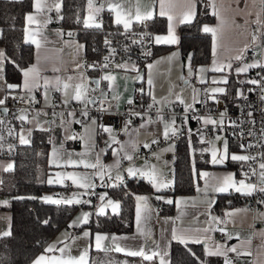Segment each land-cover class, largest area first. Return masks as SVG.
<instances>
[{
  "label": "crops",
  "instance_id": "obj_1",
  "mask_svg": "<svg viewBox=\"0 0 264 264\" xmlns=\"http://www.w3.org/2000/svg\"><path fill=\"white\" fill-rule=\"evenodd\" d=\"M52 2L53 0H46L49 5ZM206 2L214 19L210 23H203L200 29L203 31L204 26L217 29L216 48L214 52L213 35L208 33L210 35V60L205 64L192 66L189 63V59L183 57L179 49L177 28L179 25L185 24L180 22L182 14L186 11L185 0H165V11L168 15L173 16V34L177 41L174 44H157L155 42L156 35H168L169 21L167 15H160V0H92L91 6L89 5V0H87L81 19V26L84 27H86L85 19H88L89 24L93 23V20L95 23L100 24L96 21L97 16L103 17L105 15L115 29L126 30L123 24L117 25L115 23L116 12L111 10L110 4L112 6L119 5L118 10L124 19L131 17V24L128 29H131L139 22L135 19L137 6L140 7L141 13L144 11L153 13L152 18L148 19L153 33V56L142 65H126L124 68L118 67L113 70L103 71L97 75V77L105 81L110 90L111 99L107 104L110 112L120 110L129 100L133 99L137 91L140 92L141 99L144 102L155 104L159 107L180 106L184 109L185 105L177 100L179 95L187 104L192 105V109L197 108L202 88L207 89L208 98L210 93L216 98H221L222 93H212L211 89L216 87L224 88V83H213V81H221L225 77L228 80L229 75L236 77L239 81V77H243L244 74L248 73L237 74L236 69L246 62L234 59L236 55L241 54L246 45L259 48V52L248 63L259 62L264 64V43L261 44V37L264 35V2L262 0H206ZM33 3L34 0L31 2L30 11L24 16L23 25L24 40L32 46V60L22 69L32 66L38 69V75L34 80L35 86L31 92L23 87L24 76L22 71H20L19 83L6 82L2 72L0 73V77H2L0 79V98L7 97L12 92H20L28 96L34 95L36 98L38 108L34 112L24 111L29 124L19 130L18 139L20 146H25L30 143L33 131H46L48 133L49 147L46 158L48 168L45 182L47 185L57 187L58 190L55 194H47V196L52 197L54 200H63L72 198L75 194V198L81 201H86V197H88L91 204L73 203L69 205L63 203L64 205L74 206L73 213L66 224L58 228L42 245L41 249L34 254L29 263L34 264V261L42 255L46 259L52 256L59 257L61 254L58 250L45 252L49 245L55 244L57 249L65 245L70 246V254L75 257H79L87 249V264H90L93 256V261L98 264H160L159 256L148 261L141 256L128 255L126 251L117 252L115 251V245H112L110 240L105 241V246L98 249L95 244V235L96 233H101L109 237L113 235L127 237L128 239L119 241V244L128 250L143 248L148 255H151L153 251L167 252L164 259L165 264H168L169 245L172 241H177L172 238L173 231H175L177 235L198 237L201 241L198 244L202 246L204 254L205 243L213 251L215 250V245H226L228 248L236 246L240 255L234 252H227V256L233 264H264V226L262 225L264 222V205L255 211H249L243 205L227 206L221 213H216L211 209V205L219 193L228 194L230 192L236 197L248 196L236 192L234 188H229L225 192L214 190L222 184L223 177L227 174H233L234 180L237 182L242 179L236 177L233 169L224 167L226 162L231 160V154L243 155L238 151L230 152L229 158L225 159L223 164L210 163V154L208 151H204L207 154L210 166L200 168L194 173L196 180L192 194L173 196L167 193L166 190L171 182L167 187L157 191V188L153 187L152 183L141 177L151 187L154 194L140 191L133 193L134 217L132 231L129 233L91 231L83 226L85 223H81L77 219L78 217L82 219V213H89L90 217L97 214L99 207L107 205L108 200L114 203L118 202L108 194V188L113 187L111 185L123 184L121 180L116 179L118 172L123 178L126 174V179H128L131 177L128 176L126 171L128 167L149 170L151 165L156 167L165 162L166 165L161 166L163 169L170 162L173 169L174 146L168 141L172 132L169 131L167 138L164 134L166 125L172 129V121L170 120L169 122V119L160 117H146L135 123H130L126 120L121 129L115 131L112 127L95 117H81L75 114H69L65 119H59L57 116L46 117L45 109L52 105V101L49 98V94L52 92L56 94L59 106H67L72 102L88 104L90 93L94 87L92 79L96 74L84 70L82 64L85 54L84 44L75 35H68L67 32L69 30L61 28L60 10L57 12L53 7L51 11L45 9L42 14H37L33 8ZM55 3H58L61 8L62 0H55ZM92 5H94V8ZM96 9L101 10L97 12ZM86 10L89 12L88 14H86ZM214 11L218 13V16L214 15ZM91 12L93 15H91ZM28 14L37 16V19L41 22L26 25L25 17ZM49 17L50 21L44 24L43 20ZM156 17L164 19L162 30H154L153 20ZM258 19L260 21L259 24L256 23ZM26 26L29 33L27 41L24 31ZM253 28L259 29L257 39L254 42L251 35ZM33 36L39 42V48L31 42ZM0 51L4 53L1 46ZM174 53L176 55H173ZM229 62H231V68L227 67ZM2 64L4 68V60ZM77 65H80V67L78 68ZM148 65H152V67L149 68ZM221 65L224 66L222 71L216 72L212 70L213 67H220ZM190 68L192 69L191 74ZM53 69H58V71H53ZM202 69L203 71H201ZM69 76H73L75 79L68 81L67 78ZM105 76H111L113 79L106 80L104 79ZM57 77L63 83L71 84L72 87L64 89L61 83L59 90H57ZM149 78L152 81L151 85L149 84ZM188 78H193L194 81L187 82ZM45 80L49 81L47 85H45ZM82 80L86 84L85 94L81 100H75L72 98L75 95L74 86L77 83H81ZM201 80L204 82L202 83ZM7 84L17 85L18 87L8 89L6 87ZM238 91L244 93L240 86L236 90V95ZM153 98H155V102ZM213 100H210V103H213ZM201 122H203V119H201ZM105 129H110V131H105ZM21 136L28 142L22 144L20 142ZM215 136L216 134L210 141ZM69 137L74 138L70 139ZM195 141L197 142V140ZM153 143L157 146L152 151L151 159L145 162L138 154ZM145 144L148 147H145ZM262 145H264V139ZM200 146L202 150L209 149L210 152L215 148L213 145L209 146V143L207 145L201 144ZM262 152H264V146H262ZM126 154L131 155L133 159L131 161L124 159ZM97 158H99V163L105 166L103 181L95 174L99 169L85 168L84 164L78 163L80 160L96 163ZM69 159L77 161V163L70 164L68 163ZM121 159H123V162L120 161ZM117 161H119L118 169L115 167ZM260 162H262L261 157L256 164L257 181L261 171L259 168ZM13 165V160L0 159V183L3 175L12 170ZM110 165L113 166L111 169L107 167ZM68 172L90 175L95 186L99 184L97 186V195L99 197L105 195V200H99L97 204H92L91 194L89 193H92L93 188L86 190L78 185H73L70 180H63L61 183H48L50 178L53 180L57 179V173ZM165 173L170 174L168 171H164L158 177L157 185L167 183L170 180L169 175L166 180L162 179ZM204 173L206 175H202ZM135 177L140 176L137 174ZM170 181H172V175ZM160 195L165 199H157ZM137 196L146 197V202L137 201ZM169 199L173 201L171 203L173 205L171 213H156L154 211L156 203L162 205L167 203L166 200ZM2 201L3 199L0 196V204H2ZM177 201H179V205L176 203ZM138 206L141 232L137 231ZM85 208L90 209V211ZM106 212L117 213L118 209L113 212L111 206H107L105 208ZM233 213L234 215H231ZM212 217H216L217 220L213 221ZM74 221L77 226L69 227ZM10 224V212L0 208V233L10 231ZM205 229H208V231L205 232ZM219 229H224L225 231L222 232ZM85 231L90 233L88 237H84L83 233ZM229 233L232 234L231 239L228 238ZM216 256L224 257L223 255ZM132 257L134 259H131Z\"/></svg>",
  "mask_w": 264,
  "mask_h": 264
},
{
  "label": "trees",
  "instance_id": "obj_2",
  "mask_svg": "<svg viewBox=\"0 0 264 264\" xmlns=\"http://www.w3.org/2000/svg\"><path fill=\"white\" fill-rule=\"evenodd\" d=\"M31 2L32 0H0V46L4 51L3 76L8 83H19L21 69L32 60V46L25 42L23 36L24 16L31 9ZM86 3L87 0H62L60 26L66 30H76L75 36L83 42L85 54L89 56L100 33L97 27H84L80 24ZM103 19L107 21L106 25H103L104 28H114L105 15ZM213 19L206 0H197L195 18L191 23L181 24L177 28L180 52L183 57L191 53L189 63L192 66L205 64L210 60V35L201 31L200 26L212 22ZM153 25L154 30H162L164 19L156 17ZM259 72L264 75V68L259 67L256 70L252 68L243 77H239V81L229 75L228 83L224 84L225 93L221 94L225 108L239 97L236 95L239 86L244 93L249 91L252 84L242 81L253 79ZM224 134L229 153L238 151L237 142L227 131ZM188 140V138L177 140L174 146L172 181L166 190L173 196L192 194L196 180L194 173L200 168L210 166L201 144L194 138H190V144ZM48 147V133L33 131L30 143L20 146L17 155L12 159L14 162L12 170L2 177L0 196L8 203L0 204V208L8 210L11 214V235L0 237V264H30L34 254L58 228L66 224L75 209L74 206H59L43 199L44 195H53L58 190L57 187L47 185L45 182ZM243 166L244 162L232 160H228L224 165L233 169L238 178H241ZM139 191L154 194L141 177H130L123 184L109 187L108 194L118 201V212L91 215L83 226L91 231L131 232L134 217L133 193ZM262 196L264 198V194ZM248 198L249 196L236 197L230 192L219 193L211 209L221 213L227 206L244 205ZM160 207V212L164 213H171L173 210V205L169 203H163ZM93 257L90 264H98L93 261ZM168 258V264H224L225 259L221 256H206L198 243L184 244L178 241L170 243Z\"/></svg>",
  "mask_w": 264,
  "mask_h": 264
},
{
  "label": "built area",
  "instance_id": "obj_3",
  "mask_svg": "<svg viewBox=\"0 0 264 264\" xmlns=\"http://www.w3.org/2000/svg\"><path fill=\"white\" fill-rule=\"evenodd\" d=\"M96 21L101 25L98 31L100 36L97 43L92 46L91 54L88 56L84 54L82 64L85 71L93 72V76L97 80L90 93V101L84 105L79 102H72L67 106H59L54 92L49 94L52 105L45 109L46 117L57 116L59 119H65L69 114L79 115L81 117H95L103 123L112 127L115 131H119L127 120L130 123L138 122L146 117H160L164 119H171V128L175 129V133L171 134L169 142L175 146L177 140L182 138H194L200 144H207L201 142V135L204 141H210L212 137L218 132L227 131L230 136L237 142L238 152L243 155H251L256 157L255 161H245L241 170V178L245 179L243 173L248 172L249 178L246 180L251 183H257L256 175H251V170H256V164L260 159L262 153L261 130L264 128V100L261 96L264 92L261 91V85L250 86L252 91L244 93L234 100L228 108H225L222 98H216L213 103L208 100V91L202 88L199 94V102L197 108L191 109L187 112L180 107H159L155 104L142 102L141 94L137 91L134 94L132 103H126L120 110L110 112L107 104L111 99L110 90L105 81L97 77L101 72L113 70L118 68L117 65H142L149 60L154 54L153 33L151 30L150 21L141 20L135 24L134 27L127 30L104 28L103 25L107 23L101 16H97ZM81 24V22H80ZM76 30L71 29L67 32L68 35H75ZM147 33V35H145ZM259 29L253 28L251 35L257 37ZM109 43L106 45L105 41ZM264 43V35L261 37V44ZM259 52V48L251 46L243 54V62H250L253 57ZM109 57L107 61L104 57ZM107 67H104V65ZM259 67L253 68L258 69ZM258 72V71H257ZM262 74L259 72L253 79L260 80ZM193 78H188L187 82H193ZM34 97V100H33ZM151 105V107H149ZM7 108V112L4 111ZM38 108L36 98L34 95L28 96L20 92H12L7 95L4 105H0V159L12 160L18 153L20 147L18 133L21 128L27 127L29 124L28 118L25 121H20L17 117L23 111H35ZM225 113L223 117V130L219 126L205 125L201 119L197 117L207 118L211 117L217 120L221 114ZM252 115L249 116L248 113ZM86 113V114H85ZM187 117V119H185ZM174 119V123H173ZM254 121L255 123H252ZM11 131V134L9 130ZM249 132L252 134L249 135ZM245 145L241 149V144ZM253 145L248 148L247 145ZM156 144H151L147 149L139 152L138 156L145 162L151 159L152 151ZM123 162V159L120 160ZM168 173L162 176V179L168 178ZM126 174L122 183L126 180ZM97 184L92 190L91 201L92 204L99 202L97 195ZM264 200L260 192H254L249 196L245 206L249 211H255L261 208L264 203L258 201ZM64 205L63 203L58 204ZM161 210L160 204H155L154 211L159 213ZM264 226V222L262 223ZM234 259V258H233Z\"/></svg>",
  "mask_w": 264,
  "mask_h": 264
},
{
  "label": "snow or ice",
  "instance_id": "obj_4",
  "mask_svg": "<svg viewBox=\"0 0 264 264\" xmlns=\"http://www.w3.org/2000/svg\"><path fill=\"white\" fill-rule=\"evenodd\" d=\"M262 2H264V0H262ZM92 0H89V5L91 6ZM196 3L197 0H185V6H186V11L182 14L181 18H180V22L181 23H191L192 20L195 18L196 15ZM55 8L57 12H59L60 10V5L58 3H55V0H53L52 4L49 5L46 3V0H34L33 3V8L36 10L37 14H42L45 9H47L48 11H51L52 8ZM103 7V6H101ZM109 7L111 8L112 11L116 12V19H115V23L117 25L123 24L124 28L127 30L131 24V17L129 16L128 19H124L122 17L121 12L118 10L119 5L116 6H112L111 4L109 5ZM101 9H96L97 12H99ZM160 15L161 16H165L167 15L168 21H169V25H168V35L167 36H161V35H156L155 36V42L157 44H174L176 43V37L173 34V25H172V21H173V16L172 15H168L167 12L165 11V0H160ZM214 15L218 16V13H216L214 11ZM153 16V13L151 11H144L143 13H141L140 7L137 6L136 9V13H135V19L137 21H141V20H148L151 19ZM219 18V17H218ZM26 20V25H31L34 23H40L41 21H39L37 19V16H34L32 14H28L25 17ZM50 21V17L46 18L43 20L44 24H47ZM85 26L86 27H101L100 24L95 23V21L93 20L92 24H89L88 19H85L84 21ZM256 23H260L259 19L256 21ZM25 37H26V41L29 38V33H28V27H25ZM203 31L205 33H212L213 35V50L215 52V48H216V38H217V29L213 28V27H208V26H204ZM147 35V33L145 34ZM257 39V37L255 35H253L252 40L253 42ZM31 42L36 44L37 48L40 47L39 42L34 38V36L31 38ZM106 45L109 43L107 40L105 41ZM249 47V45L245 46V49L242 50L240 55H236L234 57L235 60L237 61H242L243 60V52L247 50V48ZM173 55H176L175 53ZM109 59V57H104V60L107 61ZM171 59V58H169ZM4 60V53L2 51H0V73L3 72V64L2 61ZM214 65H215V61H214ZM77 67L79 68L80 65H77ZM104 67H107V65L105 64ZM117 67H121L124 68L126 67V65H117ZM149 68L152 67V65H148ZM223 65H221L220 67H213V71L216 72H220L223 70ZM228 68H231V62H229L227 64ZM256 67H261L264 68V64H261L259 62H253V63H244L241 67H238L236 69L237 74H241V73H246L248 72L250 69L252 68H256ZM23 72V76H24V84L23 87L25 89H27L29 92L32 91L34 85V80L36 78V76L38 75V69L35 66L29 67L27 69H22L21 70ZM53 71H58V69H53ZM190 74L192 73V69H189ZM203 71V69L201 70ZM0 79H2V77H0ZM68 81H72L75 79V77L73 76H69ZM104 79L106 80H112L113 77L111 76H105ZM201 82L203 83L204 81L201 80ZM49 83L48 80H45V85H47ZM62 83V86L64 89H68L70 87H72L71 84L69 83H63L59 77H57V85L58 88L57 90H59V85ZM152 81L151 78H149V84L151 85ZM213 83H224L227 84V78H222L221 81H213ZM242 83H250L253 85H261V91L264 92V75L261 76L260 80L257 79H250L247 81H242ZM6 87L8 89H15L18 86L17 85H13V84H7ZM75 95L72 97L75 100H81V98L84 96L85 94V90H86V84L84 83V81L82 80L81 83H77L75 84ZM142 91V90H141ZM249 91H252V89H249ZM212 93H225V89L221 88V87H216V88H212L211 89ZM243 93L242 92H237V96H242ZM212 99H216L215 96L211 97ZM7 97L4 98H0V105H4L6 102ZM154 102H155V98ZM195 101V97L193 98ZM34 100V97H33ZM177 100L180 101L181 104L185 105V112L189 111L192 108V105H189L186 103V101H184L179 95L177 96ZM261 100H264V95L261 96ZM67 102V101H66ZM92 102V101H89ZM129 104L132 103L131 100L128 101ZM151 107V105L149 106ZM4 111L7 112V108H4ZM86 114V113H85ZM225 113H221V119L218 122L217 120L211 118V117H207V118H201V117H197V119H203V123L205 125H213L214 127L219 126L220 130H223V117H224ZM249 116L252 115L251 112L248 113ZM20 121H25L27 120V116L26 114L22 111L21 114L17 117ZM185 119H187V117H185ZM174 119H173V123H174ZM252 123H255L254 121H251ZM0 123H3L2 121H0ZM11 129L9 130L10 134H11ZM105 131H110V129H105ZM169 131H171L173 134L175 133V129H170L167 125L165 127V137H168ZM252 133L249 132V135H251ZM261 137L262 139H264V128H262L261 130ZM74 138V137H69ZM0 139H2V137H0ZM114 139V138H113ZM222 137H220L219 135L216 136V140L219 141L221 140ZM20 142L23 143H27L28 141L24 139L23 136L20 137ZM155 142V141H153ZM201 142H207L209 144L213 143L212 141H204L203 136L201 135ZM264 146V145H262ZM134 147V146H133ZM145 147H148L147 144H145ZM241 149L245 148V145L242 143L240 145ZM248 148L253 147V145L249 144L247 145ZM123 149V146H122ZM202 151H208V149H203ZM54 154H55V150H54ZM115 154V153H114ZM261 157V161L259 163V168H260V173H259V179L257 181V183H251V182H247L246 180L249 178V173L248 172H244L243 175L245 177V179H241L240 181H236L234 180L233 174H227L223 177V181L222 184L215 188L214 190L217 192H225L226 190H228L229 188H234L236 192H239L243 195H252L254 192H260L261 194H264V152L259 154ZM211 156H212V160L211 162L213 164H223L225 159L229 158V151H228V144L227 141L224 142V149L222 152L219 151V149L213 148V150L211 151ZM57 159H59V157H57ZM124 159H127L129 161H131L133 159V157L131 155H125ZM230 159L232 161H240V162H245V161H255L256 157L251 156V155H238V154H231ZM68 163L70 164H75L77 163V161L71 160L69 159ZM78 163H82L84 164L85 168H92V169H99L95 174L101 179V181L104 180V169L105 166L101 165L99 163V158H97V162L96 163H90V162H86L84 160H80ZM9 167H11L9 165ZM109 169H111L113 166H107ZM115 167L118 169L119 168V161H117ZM128 176L131 177H135L137 176V174L144 178L147 179L150 183H152L153 187L157 188V191H159L161 188L167 187L168 184L167 183H161L159 185H157V171L155 169V166H152L149 170H141L140 168L137 167H128L126 169ZM202 175H206V173L202 174ZM251 175L255 176L256 175V170L252 169L251 170ZM57 179L53 180V179H49L48 183L49 184H53V183H61L63 180H70L72 182L73 185H78L81 188L84 189H92L95 187V184L92 181V177L88 174H78V173H74V172H68V173H57L56 174ZM117 180H121L123 179V177H121V175L119 174V172L117 173L116 176ZM113 187H116L118 185L113 184L111 185ZM92 194V193H89ZM43 199L46 202H51V203H55V204H60V203H66V204H80V203H90V201H81L80 199L75 198V194L72 198H65L63 200H54L52 199V197H43ZM99 199L101 201L105 200V195H101L99 197ZM137 201H145L147 200L146 197L144 196H137L136 197ZM157 199H163V197L158 196ZM167 203L171 204L173 203L172 200H166ZM259 203H264V200L258 201ZM2 203L7 204L8 201H3ZM179 205V201L176 202ZM107 206H111L112 211L116 212V210L119 207L118 202L114 203L111 200H108L107 205H103L101 207H99L97 214L98 215H104L105 214V208ZM89 213H82V219L80 217H78L77 219L81 222V223H87L88 222V218H89ZM231 215H234L231 214ZM213 221H216L217 218L216 217H212ZM45 223H47V221H45ZM72 226H77L76 222L74 221L72 225H69V227ZM220 231H225L224 229H219ZM137 231L141 232L140 229V212H139V206L137 209ZM205 232L208 231V229L204 230ZM143 234V233H142ZM0 235L2 236H9L11 235L10 231H4L2 233H0ZM84 237H88L90 235L89 232L85 231L83 233ZM172 238L174 240H177L180 243H188V242H193V243H200L201 241L199 240L198 237H192V236H185V235H177L175 231H173V235ZM228 238L231 239L232 238V234H228ZM128 239L127 237H118V236H111L109 237L106 234H101V233H96L95 235V244L96 247L102 248L105 246L104 242L105 241H109L111 242L112 245H115V251L117 252H124L126 251L128 255L131 256H141L144 260H148L151 261L153 260L154 257L159 256L160 259V264H165V259L164 257L167 255V252H159V251H153L151 255H148L145 250L143 248L139 249V250H128L125 247H122L119 244V241L122 240H126ZM70 246L65 245L62 248H58L56 247L55 244L53 245H49L46 249L45 252H53L58 250L60 252V256H52L50 258H45V256H40L39 258H37V260L34 261V264H87V255H88V250L85 249L79 257H75L72 256L70 254L69 251ZM227 252H234L237 253V255H240V252L238 251L236 246H233L231 248H228L226 245H215V250H211L208 245L205 243V255L206 256H216V255H223L225 257L224 259V264H233V262L228 258L227 256ZM194 255V254H193Z\"/></svg>",
  "mask_w": 264,
  "mask_h": 264
},
{
  "label": "rangeland",
  "instance_id": "obj_5",
  "mask_svg": "<svg viewBox=\"0 0 264 264\" xmlns=\"http://www.w3.org/2000/svg\"><path fill=\"white\" fill-rule=\"evenodd\" d=\"M93 6V8H94V5H92ZM89 12L86 10V14H88ZM91 15H93V13L91 12ZM90 24H92V22L90 23ZM248 63V62H247ZM213 96V94H209V98H208V100L210 101V100H212V97ZM214 101V100H213ZM193 108V107H192ZM191 108V109H192ZM190 109V110H191ZM184 110H185V108H184ZM222 112H220V114H221ZM220 119H221V117H219L218 118V122L220 121ZM170 120L171 119H169V122H170ZM217 135H219L220 137H222V139L221 140H219V141H217L216 140V136ZM216 136L214 137V139L212 140V142L213 143H211V144H209V146L210 145H213V146H215V148H217V149H219V151L220 152H222L223 151V149H224V142L226 141V136H225V134H223V132L222 131H220V132H218L217 134H216ZM188 139L190 140V138L188 137ZM188 140V143L190 144V141ZM207 145V144H206ZM205 146V145H204ZM208 152H209V154H210V159H209V162L210 163H212L211 162V160H212V156H211V152H210V150L208 149ZM151 165V164H150ZM162 165H166V163L164 162V164L162 163V164H160V165H158V166H156L155 167V169H156V171H157V179H158V177H160L161 176V174L162 173H164V171H168L170 174H169V178H170V180H171V175H172V166L170 165V162H168V166L166 167H164L163 169H162ZM153 165H151L150 166V168L152 167ZM168 181L167 182V184L169 185V183L171 182V181ZM159 181V180H158ZM47 195H44V197H46ZM91 196H92V194H91ZM164 196V195H163ZM160 197H161V195H160ZM165 198L163 197V200H164ZM86 201H90V199L88 198V197H86ZM88 204H91V202L90 203H88ZM70 205V204H69ZM86 210H88V211H90V209H88V208H85ZM95 209H96V207L94 208V211H95Z\"/></svg>",
  "mask_w": 264,
  "mask_h": 264
},
{
  "label": "water",
  "instance_id": "obj_6",
  "mask_svg": "<svg viewBox=\"0 0 264 264\" xmlns=\"http://www.w3.org/2000/svg\"><path fill=\"white\" fill-rule=\"evenodd\" d=\"M187 58H188V59L191 58V53H188ZM92 82H93V84L95 85L96 82H97V80H96L95 78H93V79H92Z\"/></svg>",
  "mask_w": 264,
  "mask_h": 264
}]
</instances>
